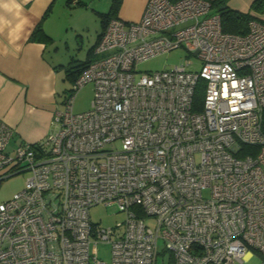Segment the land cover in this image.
Listing matches in <instances>:
<instances>
[{"label": "built area", "instance_id": "built-area-1", "mask_svg": "<svg viewBox=\"0 0 264 264\" xmlns=\"http://www.w3.org/2000/svg\"><path fill=\"white\" fill-rule=\"evenodd\" d=\"M180 46L199 71L134 70ZM94 54L55 132L13 142L0 119V180L28 173L0 201V264H264V23L239 35L207 0H147L139 20L109 19ZM87 82L90 108L74 112ZM99 203L124 220L92 223Z\"/></svg>", "mask_w": 264, "mask_h": 264}, {"label": "crops", "instance_id": "crops-1", "mask_svg": "<svg viewBox=\"0 0 264 264\" xmlns=\"http://www.w3.org/2000/svg\"><path fill=\"white\" fill-rule=\"evenodd\" d=\"M111 1L0 0V119L12 129L13 142L33 143L55 132L66 69L89 58L88 50L103 29L100 13L109 9ZM252 1L228 0L227 4L247 12ZM146 2L121 0L116 16L137 21ZM90 7L99 21V31L80 58L76 48H82L85 25L81 26V14L76 11ZM252 13L264 21V12ZM37 25L48 40L31 38Z\"/></svg>", "mask_w": 264, "mask_h": 264}, {"label": "rangeland", "instance_id": "rangeland-1", "mask_svg": "<svg viewBox=\"0 0 264 264\" xmlns=\"http://www.w3.org/2000/svg\"><path fill=\"white\" fill-rule=\"evenodd\" d=\"M87 6L90 5L87 4ZM82 7H85V5ZM76 12H80L81 14V26L85 25L83 30V42L81 44L82 48H80V50H77L76 48V53H78L79 55L78 57L82 58L87 48L90 47V45L93 43L92 41L95 39L96 31H99V21L94 15L91 7L88 11H85V9H80ZM63 41L64 40H62L61 43H63ZM79 51L81 52V54H79ZM180 64H184L188 70L199 71L201 67V60L196 55L189 53L184 47L180 46L165 52L158 53L145 60L137 62L134 66V70L138 73L152 72L156 70L172 68L175 65ZM71 88L72 82L69 78L66 77L60 90V99L58 100V107L60 108V110L65 109L64 99L67 94L71 92ZM92 97L93 83L87 82L78 90L73 92V111L82 112L89 109ZM6 169L7 168L0 170V174L5 173ZM27 176V172H19L0 180V201L10 199L14 193L21 190ZM89 215L92 223L99 224L101 226H114L117 222H122L125 218V214L122 211H119L117 205L115 204L104 205L102 203H99L92 205L89 208ZM146 223L150 227H154L153 218L150 217L149 219H147ZM160 245L161 243L159 242L158 246L160 247ZM103 257L107 262L110 263V259L107 255L106 249L103 253ZM261 262L262 258L258 254H253L248 260L242 263L236 262L235 264H261ZM156 264H168L167 253L158 254Z\"/></svg>", "mask_w": 264, "mask_h": 264}, {"label": "trees", "instance_id": "trees-1", "mask_svg": "<svg viewBox=\"0 0 264 264\" xmlns=\"http://www.w3.org/2000/svg\"><path fill=\"white\" fill-rule=\"evenodd\" d=\"M207 1H209L210 3L211 13H216L219 15L222 30L225 32L243 35L246 34L247 32V24L249 20L256 19L261 23H264V21H262L255 14L252 13V12L254 13L264 12V0H253L250 6V10L247 12H242L230 8L227 4L228 0H207ZM120 2L121 0H112L108 11L105 13H100L103 29L99 34L96 43L92 45V47H90L88 50L89 58L84 61L75 63L74 65L68 66V68L66 69V77L71 80L72 84L80 75V73L87 67L89 62L96 57L94 54V48L98 43L101 34L109 19L113 17H117L116 13ZM31 38L32 39L40 38L44 40L49 39V37L43 32L41 25L36 26V28L32 33ZM204 84H205L204 81L201 79H199V81L197 82L196 90H195V98L198 105L195 107V109H200V103L203 97ZM262 132H264V121H262ZM244 148L246 150H255V148L249 146H246Z\"/></svg>", "mask_w": 264, "mask_h": 264}]
</instances>
